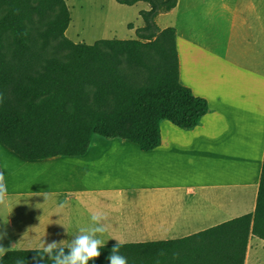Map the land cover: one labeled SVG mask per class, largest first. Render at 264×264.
Segmentation results:
<instances>
[{
  "label": "crops",
  "instance_id": "crops-1",
  "mask_svg": "<svg viewBox=\"0 0 264 264\" xmlns=\"http://www.w3.org/2000/svg\"><path fill=\"white\" fill-rule=\"evenodd\" d=\"M174 13L180 81L207 99L209 113L191 129L163 120L162 143L149 151L94 135L83 156L26 160L0 143L7 186L0 245L42 249L55 240L66 248L91 214L102 213L104 245L164 242L155 247L182 264L214 254L212 238L195 234L255 210L264 159V0H178L157 20ZM262 252L264 239L250 236L244 264H260Z\"/></svg>",
  "mask_w": 264,
  "mask_h": 264
},
{
  "label": "trees",
  "instance_id": "trees-1",
  "mask_svg": "<svg viewBox=\"0 0 264 264\" xmlns=\"http://www.w3.org/2000/svg\"><path fill=\"white\" fill-rule=\"evenodd\" d=\"M116 1L149 5L137 37L87 44L66 35V0H0V143L19 157L83 156L94 135L149 151L162 143L163 120L191 129L209 113L207 99L180 81L177 29L156 21L178 0ZM252 235L264 239V159L255 210L195 234L212 238L214 254L182 264H244ZM163 243H124L120 254L128 264H180L155 247ZM114 245L89 264H109ZM37 250L12 249L0 264H34Z\"/></svg>",
  "mask_w": 264,
  "mask_h": 264
},
{
  "label": "rangeland",
  "instance_id": "rangeland-1",
  "mask_svg": "<svg viewBox=\"0 0 264 264\" xmlns=\"http://www.w3.org/2000/svg\"><path fill=\"white\" fill-rule=\"evenodd\" d=\"M66 2L71 12V22L66 35L75 42L87 44H93L100 39L136 38L137 29L144 25L140 11L149 9L145 2H138L132 6L120 4L116 0H66ZM165 15L159 20L156 18L159 26L171 22L178 24V14ZM260 264H264V252Z\"/></svg>",
  "mask_w": 264,
  "mask_h": 264
},
{
  "label": "clouds",
  "instance_id": "clouds-1",
  "mask_svg": "<svg viewBox=\"0 0 264 264\" xmlns=\"http://www.w3.org/2000/svg\"><path fill=\"white\" fill-rule=\"evenodd\" d=\"M6 202L5 175L0 172V205H5ZM64 206V204H61V207ZM106 219L107 217L102 213L91 214L92 224L79 229L78 234L67 245V252L63 246V241L44 242L42 249L37 250V256L33 257L34 264H44L45 257L51 260L52 264H89L90 260H94L101 255L100 249L104 247L105 242L99 237L108 230L107 226L102 223ZM5 235L6 233H0V239H3ZM116 240L117 244L112 247L111 254L107 257L109 264H128L127 258L120 254L123 242L119 239ZM16 245H10L8 248L0 245V256L14 249ZM15 264H24V261L18 259Z\"/></svg>",
  "mask_w": 264,
  "mask_h": 264
}]
</instances>
